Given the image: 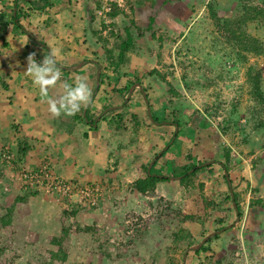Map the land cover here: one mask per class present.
Listing matches in <instances>:
<instances>
[{"label": "rangeland", "instance_id": "374dc122", "mask_svg": "<svg viewBox=\"0 0 264 264\" xmlns=\"http://www.w3.org/2000/svg\"><path fill=\"white\" fill-rule=\"evenodd\" d=\"M39 1L45 3L46 0ZM95 1L99 3V7H95ZM95 1L91 0L87 4V10L91 11V15L95 14L93 24L97 32L101 33V38L106 39L109 45L112 44L113 38L108 37V30L101 29V25L109 23L106 14L111 11L110 3H114L121 12L114 19V32L129 25L137 28V32L144 31L147 26V18L154 17L152 27L154 36L151 37V31H149L144 32L143 36L138 39L139 49L136 52L137 54H134L131 58L134 67H131L129 72L131 77H133L132 70H135V76L139 82L143 86L148 87L149 92L153 96H158V103L160 102L164 106L167 101L172 102V107L176 110L174 117L177 118L181 125L176 136L177 142L176 139L174 140V143L179 146V153L182 152L181 157L183 153L189 152L192 155L191 164L202 162L200 167H204L213 165L214 162L220 163V161L218 162L219 158H217V144L227 146L230 150L229 166L231 169L228 172V176L237 186L235 191L239 194V205L243 210L242 217L236 224L231 225L230 228L218 234L216 240L205 244L209 251L199 253L195 257L192 256V259L200 261V264H264V207L251 208L248 205L250 201L264 198V145L261 146L260 144L261 142L264 144V135L253 133L251 130L252 123L249 121L250 112L248 109L251 108L253 102L249 98L248 86L245 82L246 66L253 65L261 69L264 64V54L260 57H248L247 62L243 65L234 63L232 56L227 54L228 50L226 47L218 40H215L214 34L211 33L212 27L205 9V4L209 0ZM215 1H218V4L224 7L234 4V0ZM35 3H37V0L31 1L30 6H27L29 10L24 11L27 16L24 20L31 22V25L33 24L34 16L41 14V11H43V4L39 3L36 6ZM105 3H107L110 10L106 13L102 11L101 14H98L101 11L102 4ZM255 4H258V2L256 1ZM44 5L47 7V3ZM16 20L21 23L23 14L17 12ZM40 20L42 21V18ZM17 31L24 34L21 28H16L15 19L5 18V15L1 14L0 43L8 44L9 37L16 34ZM249 31L254 35L255 32H252V29L249 28ZM31 33L29 32L30 35H26L31 42V45L29 44L27 47L29 50L32 48V50L36 51L37 47L42 46V44L34 40L37 38H32ZM260 37L263 41L264 35H260ZM24 55L26 57L27 53ZM12 60L13 58H8L3 60L2 64L4 65V61L6 64V61L11 62ZM137 60L140 66L134 65ZM26 62L27 59L23 58L13 66L21 63L19 67H23L22 65ZM57 65L64 67L59 62ZM77 65L79 63L72 65V67L68 66V68H74ZM150 70H156L159 74H163L165 82L171 85L176 95H168L165 84L160 83L156 78H144V73ZM75 71H60L61 78L65 79L67 77L69 79V74L83 73L82 70L75 69ZM4 79L6 80L0 75V83L5 82ZM69 80L65 79L64 81L69 84L74 83ZM118 82H114V85L118 86L120 84ZM133 85L127 89L122 104ZM101 86L102 84L99 87L101 88ZM34 88L36 92L29 93V97H31L29 102L33 105L30 113L32 115L36 113L37 119L42 121L47 129H53L54 127L66 129L70 127V120L65 118L64 115L61 114L59 118H53L49 112H46L48 111V105L41 103L39 90L36 87ZM262 88L264 89V86ZM138 91L136 89L129 95L131 98H128V104H134L132 96L135 95L136 100L139 96ZM93 94L94 90H92V96ZM106 94H108L109 99V96L111 97L110 92L107 91ZM55 96H58V93L55 94L53 92L50 94V97ZM94 96L91 106H96L98 94ZM116 96L114 95L115 98ZM110 103L107 102L109 106L104 105L107 107L96 115L93 123L96 122L102 113H106L107 110L113 109L114 106L118 105L115 104L116 101L111 102L110 100ZM138 106L139 104L135 105V107ZM153 108L154 106L150 108V112L155 116ZM168 112L169 110H166L162 112L164 114L155 116L158 122H153L152 125H157L160 128L163 124L170 122L171 117L167 114ZM11 119L17 120L16 116ZM161 119H166L167 122H163ZM83 121V123H78L77 125L85 130L84 123L86 122L85 120ZM11 124L9 116L6 114L5 116H0V140L13 137L9 130ZM224 125L229 126L226 134H222L220 131V127ZM163 133L167 137L171 134V131H164L163 127ZM164 140H167V138ZM114 143V140L110 142L113 146ZM170 143L171 138L167 144L169 145ZM206 143L207 146L204 147ZM4 147L7 148V145ZM165 148L166 146L162 150ZM8 150L11 154L17 156L18 149L16 147L10 146ZM78 153L71 156L73 161L80 165L82 162L80 160H83L91 166V160H84L86 154ZM43 158L42 153L38 154L36 162L42 161L41 165L36 166L35 169L21 166L17 170L18 172L14 173L13 177H10L11 180L8 183H4L6 186L0 183V218L5 214V209L12 204L15 196L29 195L30 192H34V195L41 192L46 196L54 192L57 197H60L59 199L62 201L61 204L64 208L62 209L58 206L57 211L60 208V210L67 212L68 204L74 202L84 208H95L99 205L97 201L101 199V191L97 186L95 187L98 189V194L93 205H90L85 200H79L78 197L70 193L69 197H63L53 189V186H48L50 182H63L54 178L55 175L50 174V167L43 162L45 160ZM256 158L263 162L254 170L252 169V163ZM153 159L154 157L147 163V166ZM159 159L155 160L152 173H163L162 176L164 173H170L167 176L169 179L173 178L172 181H163L158 184L157 191H155L156 187L154 186L152 192L138 194L134 199H131L130 196H125L126 194L121 197H113L116 205H107V212L103 211L101 213V219H104V222L108 220L109 224L106 225L107 223L103 221L102 223L97 222L96 225L93 223L92 227L95 231L93 234H86L96 240L94 244L91 243L94 240H88L86 245L90 244L93 247L92 254L94 256L99 255L98 258L100 259L97 260L91 255L95 260L93 261V258H91L90 262L92 264H163L167 258H173L178 262L179 251L185 246L183 244L180 249L174 248L170 243L171 238L169 235L176 232L179 228L187 229L195 241L194 244L189 246L191 247L196 245L205 235L217 231L219 226L217 221L213 220L216 217V212L211 205L204 206L203 201L217 200L219 196L221 197L222 191L226 189L220 180L221 169L218 164H215L210 170L206 169L196 177L194 185L196 184L197 187V185L201 184L202 187L197 191L194 186L195 192L190 195L184 192L177 183L179 180L177 178L180 177L178 176L180 169L178 165L183 160L180 162L177 160L176 163L174 162L175 165L173 167H169L164 164V159L162 161ZM202 159L210 160L204 163ZM0 165L9 170L7 159L1 158ZM118 166L115 167L116 172L119 169ZM44 173L47 174V178L43 177ZM124 174H127V172L122 175ZM117 175H120L119 171ZM170 183L173 184L174 188L175 186L177 187V194H164L167 191H174L171 187H168ZM246 183L248 187H246ZM85 186L92 187L90 185ZM85 186L76 187V190ZM252 188H255L257 192L252 194L250 190ZM128 193L131 194L130 189ZM25 203L19 206L15 205L7 226L0 225V250H3L0 255V264H42L47 263L49 260L50 252L47 250L49 245L47 239H43L42 242L41 237L33 236L34 233L36 234V231H34L36 227H31V223L27 219V215L31 216L32 213L36 212L37 203ZM30 206L31 210L29 209ZM112 207L114 208L112 209ZM189 215L195 217L193 222L190 220L184 221L183 217ZM217 216L219 217V215ZM234 220L235 217L230 216L229 224L233 223ZM202 223L205 224V227L202 226ZM229 224L225 225L222 223L219 225L226 227ZM203 228L208 233L200 237V232ZM69 229L72 230V228H68V232ZM28 231L29 233H27ZM74 233L77 234L78 232L74 231ZM68 241L66 240L60 244V249L63 253L67 249H73L78 246L74 243H68ZM82 245L84 247V244ZM187 248L185 247V250ZM209 256H212V259L205 261V258ZM81 260H73L72 262L81 264V262L86 261L84 258ZM188 262L189 260H186V263ZM61 263L62 261L56 260L52 262V264Z\"/></svg>", "mask_w": 264, "mask_h": 264}, {"label": "crops", "instance_id": "0c3cea01", "mask_svg": "<svg viewBox=\"0 0 264 264\" xmlns=\"http://www.w3.org/2000/svg\"><path fill=\"white\" fill-rule=\"evenodd\" d=\"M31 1L33 0H0V15L4 14L5 18L15 19L17 24L16 28H21L24 32V34H22L17 31L16 34L11 35L10 37L8 36V44L0 43V45H6L0 47V75L1 77L6 78V80L4 79L5 82L0 83V116H5V114L9 116V122L12 123L9 126V130L13 136L12 138H2L0 140V152L4 153L10 146L16 147L17 143L21 142L28 147V150L24 155L25 161H23L22 166L29 169H35L36 166L38 167L42 162H36V156L42 153L44 157L43 159H45L43 162L50 167L49 172L51 175H55L54 178L62 180L65 184H74L77 187L90 185L97 186V188L100 189L101 199L97 201L99 204L97 207L84 208L77 202L70 203L68 204L69 207L67 213H72L73 211V216L67 215L66 218H62V210H60V208L59 211H57L58 206L62 209L64 208L61 204L62 201L59 199L60 197H57L54 192H51L49 196L43 195L40 192L33 197H28L26 199V203H37L36 212L32 213L31 216L27 215L31 227H36V230L32 229L36 231V234L34 232V234H32L33 236L41 237L42 242L43 239H47L49 244L47 250H49L50 253L57 250V247L52 245L50 240L53 237H58V235H60V229L62 227L72 228V230L69 229L68 235L64 237L61 243L69 240L68 243H74L78 246L73 249H67V251L64 252L65 260L62 261L61 264H76L72 261H82L81 259L83 258L86 259V261L81 262V264H92L90 261L91 258H93L92 256H94L92 254L93 247H91L90 244L86 245V242L88 240H94L91 242L94 244L96 243V240L85 233H74L75 227L85 228L92 226L93 223L96 225L97 222H104V219H101V213L103 211L107 212V205H116L113 197H121L126 194L125 196H130L131 199H134L136 195L140 194L135 191H131V194H129L128 190L132 183L144 177L143 168L158 152H161L162 155H160L158 159L160 158L161 161L164 159V164H167L169 167H173L175 165L174 162L176 163L177 160L179 162L183 160L181 159L182 152L179 153V146L174 142H171L169 144L170 146L168 145V148L166 146L165 149H161V146L166 141L164 139L170 137V135L167 137L165 136L163 133V127L164 131L172 132L173 126L170 123H165L160 128H158L157 125L148 126L149 122L146 114L147 108L150 112V108L154 106V115L156 117L163 114V105L160 102L158 103V96H153V94L148 91L147 97L150 99V102L148 103L146 101V104L143 101L141 92L138 91L139 96L136 100L135 95L132 96L133 105L126 102L123 103V107V105L119 104L121 98H124L125 95L119 96L118 93H115L114 88L121 91L123 86L127 84L126 82L131 80L132 77L129 71L131 67H134L132 65V56L129 57L128 64L126 63L123 66L124 68L120 70V72L126 73V75H124L125 77L118 79L119 82H117L120 84L115 86L114 82L116 81V78L111 75H107L110 80V83H108L109 80H105L106 72L104 71L107 64L101 59L98 44L94 42V38L90 35V31L87 28V20L91 14V11L89 12L87 10V4L90 3L91 0H46L45 3L37 0V3H35L36 6H38L39 3L43 4V11H41V14L34 16L32 25L30 24L31 22L24 20L27 17L24 11L29 10L27 6H30ZM46 3L47 7L44 5ZM17 12L23 14V20L21 23L16 20ZM41 18L42 21L40 20ZM90 30L97 32L93 23L90 24ZM29 32H32V38H37L34 40H37L38 43L42 44V46H36V51L32 50V48L29 50L27 47L29 44L31 45V42L27 37L30 35ZM53 51L56 53V63L59 62L63 64L62 66L66 67L62 68L57 65L60 71L66 70L72 72L73 70L75 71V69L82 70L83 73L78 72V74L74 73L68 75L65 72L72 82L78 77H85L92 90L95 86L96 71H98L99 74L100 72L101 74L103 73V76L101 75L100 78L104 80V83L101 88L99 87L93 94V96L98 94L96 98V106H91L90 103L88 107H82L80 112L76 114V116L78 115L81 118L83 116V110L85 112V109H87L86 117L84 119L82 118V120L77 118L74 119L73 116L68 117L64 115L65 118L70 120V127H67L66 129L62 127L47 129L46 125L37 119L38 116L36 113L33 115L30 113L33 109V105L29 102V99L31 98L29 97V93L36 92V89L34 88L32 79L26 74H23V72L26 71L27 62L22 65L23 67H19L21 63L13 66L23 58L27 59V56L33 52L36 54L35 59L37 63H40L45 55H48ZM25 53H27L26 57L24 55ZM8 58H13V60L11 62L6 61V64L4 61L3 65L2 61L7 60ZM138 60L135 61L134 65L140 66ZM77 63H79V65L76 67L68 68V66L72 67V65ZM132 74L135 75V70H132ZM65 79L69 80L67 77ZM65 79L61 78V81L58 82L57 86L49 90V95L53 92H55V94L58 93V95L62 94L60 83ZM134 90H136V88H134L133 91ZM107 91H109L111 95V97L109 96V99L108 94H106ZM114 95H117L116 98ZM93 96L91 97V102L95 98V96ZM129 98H131V96ZM110 100L111 102L116 101L115 104L118 105L114 106L113 109L107 110L106 113H102L98 117V120L93 123V119L98 112L109 106L107 102L110 103ZM105 104L107 106H104ZM136 104H139V106L135 107ZM133 106L134 108H132ZM116 111L119 113L122 111L124 113L121 122V130H116V126L118 125L110 120ZM130 114L136 115L140 123L136 130H132V124L129 122ZM145 114L147 118L144 117ZM15 116L17 120L14 121V119L11 118ZM83 120L86 122L84 123L85 130L79 128L77 125L78 123H83ZM88 122H91V125L87 124ZM113 140L115 142L114 146L110 144ZM5 145H7V148L4 147ZM206 146L207 143L204 144V147ZM78 152L82 155L86 154L84 160H91V166L83 160H80V162L82 161L80 165H77L75 161H73L71 156ZM132 152L133 154H131ZM162 152L164 153L162 154ZM184 154L190 153L185 152L183 155ZM173 155L177 159L172 157ZM154 162L152 164H154ZM117 166L119 167L118 171L120 175H117L118 171L116 172L115 169ZM126 172L127 174L122 175ZM155 174L159 173L156 172ZM155 174L152 173L153 176L165 177L167 178V181H172V179H169L167 176V174L170 173H164L163 176V173L159 175ZM13 176L14 173L12 171L4 168L3 177L0 180V183L6 186L4 183H8L11 180L10 177ZM161 183L162 182L158 184ZM158 184L155 185V191H157ZM168 187H171L174 191L164 192L165 195L177 194L176 186L174 188L173 184L170 183ZM44 192H46V190H44ZM21 204L22 203L17 204V206ZM113 208L114 207H112V209ZM29 209L31 210V206ZM234 222L231 223V225L236 224ZM104 223H107L106 225L109 224L108 220ZM27 233H29V231ZM82 244H84V247ZM94 257L97 260L99 259V255H95ZM93 261H95L94 258ZM188 263L200 264L201 262L189 258Z\"/></svg>", "mask_w": 264, "mask_h": 264}, {"label": "trees", "instance_id": "16d2710c", "mask_svg": "<svg viewBox=\"0 0 264 264\" xmlns=\"http://www.w3.org/2000/svg\"><path fill=\"white\" fill-rule=\"evenodd\" d=\"M95 1V0H94ZM258 2V4H255V2ZM165 3V2H164ZM111 11L106 14V18L108 19L109 23L102 24L101 29H107L108 31V37L113 38L112 44L109 45L107 43L106 39L101 38L100 32H93L90 30V24L94 22L95 14L91 15L87 20V28L90 31V35L93 36V40L96 44H99V52L101 53V59L105 61L107 66L104 68L105 74V80H109V76L111 75L114 78H116L115 83L120 79L121 77H125V72H120L123 66L129 62V57L134 56V54H137L138 51V39L143 36L144 32L151 31V37L154 36V33L152 31V27L154 24V17H148L147 18V26L145 27L144 31H138L137 28H135L133 25L124 26L120 30H115V22L114 19L120 15L121 13L115 6L114 3H110ZM95 7H99V3L95 1ZM205 9L207 12V17L211 23V33L214 34L215 40H218L221 42L226 49L228 50L227 54L229 56H232L233 62L238 63L239 65H243L247 62L248 57H260L264 54V38L262 41V38L260 35H264V0H234V4H230L226 7L218 4V1L215 0H209L205 4ZM17 26V24H16ZM249 28L252 29V32H255L254 35H252L249 31ZM146 30V31H145ZM103 74V73H102ZM101 72L99 74L98 78V85L97 87H93L92 90L97 91L99 86L104 83V80L100 78L102 75ZM144 78H156L160 83L165 84L166 87V93L168 95L174 96L176 95L174 90L172 89L171 85L168 82H165L164 75L159 74L156 70H150L146 71L143 75ZM245 82L248 86V95L249 98L252 100L253 104L251 108L248 109L250 112L249 115V121L252 123L251 130L253 133L256 134H263L264 135V89L262 86H264V64L262 68L258 69L257 67L253 65L246 66L245 71ZM110 83V80L109 82ZM107 83V84H108ZM127 84L123 86L121 91L114 88L115 93H118L119 96L125 95L127 92V89L135 84L138 83L142 89V92L145 93V100L149 103L150 99L147 97V92L149 91V88L146 86H143L141 82H139L138 78L134 75L131 80L126 82ZM109 85V84H108ZM124 91V92H122ZM123 98H121L120 103L122 104ZM123 105V104H122ZM149 106V105H148ZM124 107V105H123ZM87 111V109H85ZM169 110L167 113L171 117V125L176 126L177 131L171 132L170 137L165 141V143L161 146V149L167 146L168 141L170 138L176 139V136L178 134V129L180 128V123L178 122L177 118L174 117L175 109L172 107V102L167 101L163 106V111ZM86 111L84 112V115L80 118V116L74 115L73 118H77L79 120H82L86 117ZM101 112V110L98 112V114ZM123 112H115V114L110 119L111 122L117 124L116 130L122 129V119H123ZM164 114V113H163ZM166 115V114H165ZM130 121L132 124L133 129L136 130L139 126V121L136 117V115L130 114ZM144 117L147 118L146 114ZM167 117V116H166ZM150 122L148 123V126L152 125L153 122H158V120L153 116V114L150 112ZM148 119V118H147ZM146 119V121H147ZM163 122H167L166 119H161ZM149 121V120H148ZM203 122V120H201ZM92 122V121H91ZM91 122H88L87 124L91 125ZM168 122V123H170ZM167 123V124H168ZM228 125H224L220 127V131L222 134H226L228 131ZM209 134V133H208ZM264 139V137H263ZM172 141V143L174 142ZM263 146L264 144H262ZM196 144V143H195ZM218 146V157L220 163H213V165H208L204 167H198L197 165H201L200 162H196L195 164H191V153L182 155L183 162L182 164H179L178 167L180 168L178 171V176H181V178L178 180V185L182 187L184 192L187 194H192L195 192L196 184L194 185V181L196 177L204 172L206 169L210 170L213 168V166L218 164L219 168L221 169V175L220 180L225 185L226 189L222 191L221 197L217 198V200H209L203 201L204 206L205 205H211L212 209L216 212L215 215V221H217L218 228L217 230H220L223 228L220 226L222 223L225 225L230 223V216L237 217L240 219L242 217L243 210L239 205V194L235 191V188L237 187L233 180L229 178L228 172L230 171L231 167L229 166L230 163V150L227 146H224L222 144H217ZM170 146V145H169ZM168 146V147H169ZM167 147V148H168ZM16 148L17 150V156L14 154H11V152L7 149L6 152H0V159H7L8 160V168L13 173L18 172L17 170L21 168L23 164L24 155L28 150V147L18 142ZM166 151V150H165ZM164 151V152H165ZM162 152V154L164 153ZM189 153V152H188ZM162 156V155H161ZM210 159H202V161L205 163ZM264 161V160H263ZM260 159H257L252 163V169H256L261 165ZM147 167V164L143 168L144 171V177L142 179L136 180L134 183L130 186V192H137L140 194H143L145 192H152L154 189V186L158 184L159 182L167 181V178L165 177H157L152 175V167L149 169L148 173L145 172ZM3 165H0V180L3 177ZM233 168V167H232ZM190 169H193V171L189 174L186 172ZM223 171H225L227 177H228V183L229 187L227 186L226 180L224 178ZM263 172H264V162H263ZM70 186H75L74 184H70ZM195 186V187H194ZM202 187L201 184L197 185L196 189L197 191L200 190ZM246 187L247 183H246ZM229 190L232 193V199L230 198ZM252 194L257 192L255 188L250 189ZM34 192H30L29 195H23V196H15L12 204H10L9 207L5 209V214L0 218V225L7 226L10 221V217L13 211V208L15 205L26 202V199L28 197H33ZM232 203H234V208L232 206ZM225 205V207H224ZM248 205L252 207H258L262 208L264 207V198L262 199H255L253 201L248 202ZM67 215L73 216L72 213H67L62 211V218H66ZM219 215V217L217 216ZM184 221H192L195 219L194 216H184ZM212 220V221H213ZM200 224V222H199ZM203 227H205V224L202 223ZM220 224V225H219ZM225 227V226H224ZM60 235L58 237H53L50 240V243L52 245H55L57 247V250L55 252H51L49 254V260L47 263L42 264H52L53 261H64L65 255L63 251L60 249V244L63 241L64 237L68 235V227H62L60 229ZM75 231L78 233H91L95 231L93 227H85V228H79L75 227ZM206 233L205 228H203L200 232V237H203ZM171 240L170 243L174 246L176 249H180V247L184 244L185 247H189L190 245L194 244L195 241L192 239L191 234L187 229L179 228L176 232L169 235ZM217 236L209 238L197 251L194 252H187L186 259L184 264L186 263V260H189V258H192L197 256L199 253L207 252L209 251L207 247L205 246L206 243L211 242L212 240H216ZM185 247L182 248L179 251V258L178 262L174 260L173 258H167L165 259V262L163 264H181V257L183 255V252L185 250ZM3 250H0V255L2 254ZM212 259V256H209L205 258V261H209Z\"/></svg>", "mask_w": 264, "mask_h": 264}, {"label": "clouds", "instance_id": "9594fccd", "mask_svg": "<svg viewBox=\"0 0 264 264\" xmlns=\"http://www.w3.org/2000/svg\"><path fill=\"white\" fill-rule=\"evenodd\" d=\"M35 55L33 52L27 56V68L24 72L32 79L34 87L38 88L41 103L48 105L47 110L53 118H59L61 114L71 117L80 112L82 107L89 106L92 90L85 77H78L73 84L63 81L60 83L62 94L50 97L49 90L61 81L56 53L53 51L45 55L40 63H37Z\"/></svg>", "mask_w": 264, "mask_h": 264}, {"label": "water", "instance_id": "95a60500", "mask_svg": "<svg viewBox=\"0 0 264 264\" xmlns=\"http://www.w3.org/2000/svg\"><path fill=\"white\" fill-rule=\"evenodd\" d=\"M95 77H96V81H95V87H97V85H98V78H99V73H98V71H96V74H95ZM134 88H136V89H138L140 92H141V96H142V98H143V100H144V102L147 104V102H146V100H145V96H144V93L142 92V89H141V87H140V85L138 84V83H135L130 89H129V92H128V96L125 98V101H124V103H126L127 101H128V98H129V95L132 93V91H133V89ZM146 114H147V116H148V119L149 120H151V118H150V112H149V109L147 108L146 109ZM83 115H84V110H83ZM98 120V119H97ZM96 120V121H97ZM174 127V132H176V126L174 125L173 126ZM172 140H173V137L171 138V142H172ZM161 155V152H158L155 156H154V159L148 164V166H147V168H146V173H148V171H149V169H150V167H151V165H152V163L159 157ZM198 167H200V166H198ZM193 171V169H190L189 171H187L186 173L187 174H189V173H191ZM223 174H224V178H225V180H226V183H227V186L229 187V183H228V177H227V175H226V173H225V171H223ZM181 178V176L179 177V178H177V179H180ZM173 179V178H172ZM229 194H230V197H231V199H232V193H231V191L229 190ZM232 206H233V208H234V203H232ZM238 222V218L236 217L235 218V222L234 223H237ZM231 227V224L230 225H228V226H226V227H224V228H222V229H220V230H217V231H214V232H211V233H209V234H207V235H205L196 245H194V246H191V247H188L185 251H184V253H183V256H182V259H181V264H184V259H185V256H186V254H187V252H194V251H197L209 238H212V237H214V236H217L218 234H220L221 232H223L225 229H228V228H230Z\"/></svg>", "mask_w": 264, "mask_h": 264}, {"label": "built area", "instance_id": "2783aa9c", "mask_svg": "<svg viewBox=\"0 0 264 264\" xmlns=\"http://www.w3.org/2000/svg\"><path fill=\"white\" fill-rule=\"evenodd\" d=\"M108 1V0H103ZM109 6H107V3L102 4L101 11L98 12V14H101L103 11L104 13L108 12ZM45 178H47V174H43ZM48 186H53V189L56 190L57 193H59L63 197H69V193L72 194L75 197H78L79 200H85L86 202L90 203V205H93L95 197L97 196L98 189L95 186L92 187H83L76 190V187L67 185L65 183L61 182H50L48 183Z\"/></svg>", "mask_w": 264, "mask_h": 264}, {"label": "flooded vegetation", "instance_id": "af4514ba", "mask_svg": "<svg viewBox=\"0 0 264 264\" xmlns=\"http://www.w3.org/2000/svg\"><path fill=\"white\" fill-rule=\"evenodd\" d=\"M222 229V228H221Z\"/></svg>", "mask_w": 264, "mask_h": 264}]
</instances>
